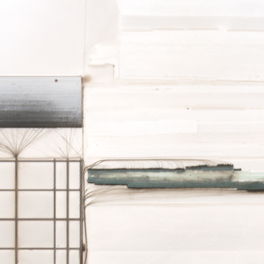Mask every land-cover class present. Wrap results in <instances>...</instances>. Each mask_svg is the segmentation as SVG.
Wrapping results in <instances>:
<instances>
[{
	"label": "snow or ice",
	"instance_id": "1",
	"mask_svg": "<svg viewBox=\"0 0 264 264\" xmlns=\"http://www.w3.org/2000/svg\"><path fill=\"white\" fill-rule=\"evenodd\" d=\"M24 3L0 264H264V0Z\"/></svg>",
	"mask_w": 264,
	"mask_h": 264
},
{
	"label": "bare ground",
	"instance_id": "2",
	"mask_svg": "<svg viewBox=\"0 0 264 264\" xmlns=\"http://www.w3.org/2000/svg\"><path fill=\"white\" fill-rule=\"evenodd\" d=\"M0 23L14 29L22 30L32 23V16L24 0H14L4 12L0 13ZM17 126H31L28 121H21Z\"/></svg>",
	"mask_w": 264,
	"mask_h": 264
}]
</instances>
